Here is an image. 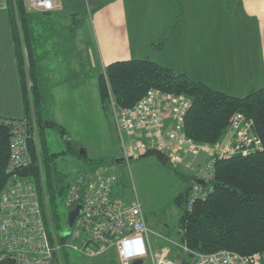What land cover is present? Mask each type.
Here are the masks:
<instances>
[{"label":"trees","instance_id":"trees-1","mask_svg":"<svg viewBox=\"0 0 264 264\" xmlns=\"http://www.w3.org/2000/svg\"><path fill=\"white\" fill-rule=\"evenodd\" d=\"M2 7L7 12L11 30L24 114L21 119L0 117V192L9 180L6 169L11 126L15 122H25L31 165L18 172L32 176L38 185L42 184V172L51 219L55 229L60 231L64 215L59 211L61 202L58 201L63 202L71 177L58 169L56 159L68 154L83 160L87 166L101 163L90 161L86 154L80 155L71 147L70 140L66 142V150L51 153L44 133L46 129L63 130L48 116L54 100L51 70L55 62L57 68L68 64L64 76L67 82L75 74L78 77V70L80 77L88 76L91 71L88 60L82 64L75 56L74 40L83 28L85 16L70 14L65 23L53 10H28L25 0H0ZM71 61L80 65L77 71H71ZM77 84L72 87L76 88ZM97 87L104 111H109L110 99L117 106L130 107L151 88L190 97L191 106L184 118L183 132L198 143L218 142L234 113H242L250 119L263 149L216 161L206 196L194 198L190 205L193 179L189 176V185L174 198L180 210L176 224L179 240L176 241L203 254L229 250L250 256L264 251V88L243 97L231 96L147 59L109 63L98 73ZM66 252L63 250L64 264H70ZM104 256L106 264H118L114 252ZM0 264L13 262L5 260Z\"/></svg>","mask_w":264,"mask_h":264},{"label":"built area","instance_id":"built-area-1","mask_svg":"<svg viewBox=\"0 0 264 264\" xmlns=\"http://www.w3.org/2000/svg\"><path fill=\"white\" fill-rule=\"evenodd\" d=\"M25 2L30 11L57 8L54 0ZM190 106V97L163 93L155 88L149 89L130 107L117 106L112 99L108 104L123 162L128 164L130 159L156 149L166 155L172 165L190 170L193 183L188 205L194 198L206 196L216 161L263 149L252 121L238 112L229 118L227 129L218 142L193 141L183 132ZM28 139L25 122L13 123L6 169L9 180L0 192V261L64 264L63 250H71L88 258L114 252L119 264H134L136 260H141V264H264V251L250 256L229 250L197 253L176 240L152 232L146 225L141 204L138 201L128 204L115 197L116 178L103 169L81 170L71 178L63 206L68 212L79 207V216L68 234H65L66 225L57 232L42 172L40 185L32 176L18 172L31 165ZM197 179L206 181V187L196 184L194 180ZM151 235L170 246L162 247L156 260L151 258L145 263L144 259L151 254ZM184 255L189 259H184Z\"/></svg>","mask_w":264,"mask_h":264},{"label":"crops","instance_id":"crops-1","mask_svg":"<svg viewBox=\"0 0 264 264\" xmlns=\"http://www.w3.org/2000/svg\"><path fill=\"white\" fill-rule=\"evenodd\" d=\"M54 1L53 12L65 23L70 14L88 17L83 29L91 34V70L154 53L151 61L231 96L264 88V0ZM194 65L204 75L191 72ZM20 115L11 30L0 8V117Z\"/></svg>","mask_w":264,"mask_h":264},{"label":"rangeland","instance_id":"rangeland-1","mask_svg":"<svg viewBox=\"0 0 264 264\" xmlns=\"http://www.w3.org/2000/svg\"><path fill=\"white\" fill-rule=\"evenodd\" d=\"M74 43L76 44L75 56L83 64V61L88 60L90 32L83 28L80 29ZM156 43L158 42L155 41L154 44ZM149 56L147 60L151 61L155 58L154 53ZM70 65L71 71H77V67L79 69L80 66L75 61H71ZM52 67L54 69L51 70V81L53 82L51 92L54 100L51 109L49 108L48 116L55 120L63 130H45V140L49 151L59 153L66 150V142L70 140L71 147L77 149L78 152L84 149L90 161H101L100 165L93 163L87 166L82 162L83 160L67 154L56 159L58 169L68 178H74L79 171L85 169L105 170L116 178L113 186L115 197L128 204L138 201L141 204L146 225L152 232L179 240L176 224L180 210L175 205L174 198L189 185V176L192 172L183 166H174L170 162L163 165L155 157L134 158L130 159L128 164L126 162L116 164V158L121 157V145L114 129L111 112L104 111L101 107L97 87V75L103 71L105 66H102L100 71L91 70L86 77L84 75L80 77L78 70V77L75 74L70 82L64 81L68 64H62L61 68H57L56 65ZM189 70L195 75L197 73L204 75L203 67L198 65L190 67ZM76 83H78L76 88H73L72 86ZM23 114L21 98L20 117ZM103 160L106 162H102ZM60 202L59 211L62 216L64 215L60 222L63 230L68 210L64 208L62 200L58 201ZM150 237L151 254L144 259L145 263H149L151 258L156 260L161 253L160 249L170 246L169 243L154 235ZM66 253L70 264H106L101 256L88 258L71 250ZM183 258L189 259L185 255Z\"/></svg>","mask_w":264,"mask_h":264},{"label":"water","instance_id":"water-1","mask_svg":"<svg viewBox=\"0 0 264 264\" xmlns=\"http://www.w3.org/2000/svg\"><path fill=\"white\" fill-rule=\"evenodd\" d=\"M79 154L84 155L85 154L84 149H80ZM148 157H155L156 160L163 165H165L168 162L166 155H164L163 153H161L160 151H158L156 149H149L145 153H143L142 155L138 156L139 159L148 158ZM115 163L116 164H122L123 158H121V157L116 158ZM194 182L198 185H201L202 187H206V181H204V180L197 179V180H194ZM78 216H79V207H75L73 210L68 212L67 218H66L65 234H68L71 231L72 226L74 224V221L76 220V218ZM134 264H141V260H136L134 262Z\"/></svg>","mask_w":264,"mask_h":264}]
</instances>
